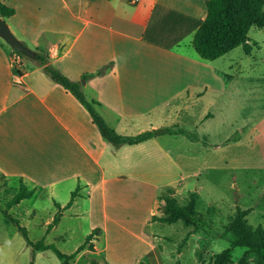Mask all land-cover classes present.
I'll use <instances>...</instances> for the list:
<instances>
[{
    "label": "crops",
    "instance_id": "obj_1",
    "mask_svg": "<svg viewBox=\"0 0 264 264\" xmlns=\"http://www.w3.org/2000/svg\"><path fill=\"white\" fill-rule=\"evenodd\" d=\"M4 1L16 9L6 18L14 33L72 79L82 81L112 63L105 74L82 84L119 133L136 135L162 126L185 132L117 146L44 65L21 56L18 68L13 46L0 36V176L23 179L34 195L44 192L51 199L55 209L45 226L63 208L48 232L68 215L84 212L93 229L103 227L95 246L111 264L160 259L165 241L149 225L161 222L153 219L163 214L161 195L177 187L184 164L196 158V143L213 150L212 142L209 146L195 134L190 107L210 104L214 93L224 91L227 73L216 64L223 56L203 58L193 45L208 14L207 1ZM210 115L204 111L201 121ZM81 199L89 201L82 211Z\"/></svg>",
    "mask_w": 264,
    "mask_h": 264
},
{
    "label": "rangeland",
    "instance_id": "obj_2",
    "mask_svg": "<svg viewBox=\"0 0 264 264\" xmlns=\"http://www.w3.org/2000/svg\"><path fill=\"white\" fill-rule=\"evenodd\" d=\"M249 36L253 46L251 53L242 44L216 62L227 73L223 93H214L210 104L198 102L190 107V121L198 125L195 134L207 139L209 146L212 142L213 150L206 149V145L198 147L196 143L192 147L199 148L196 158L183 163L181 181L177 187L165 191L177 197L181 204H189L192 194L196 193V208L204 213L208 224L196 230L182 220L149 225V230L160 237L162 243L165 241V246L162 257L147 260V264H212L216 253L231 246L232 234L226 233L225 225L237 205L252 207L248 221L254 226H264V27L253 25ZM206 110L211 115L201 117V121L200 116ZM20 185L21 181L10 182L0 176V264H29L32 257V247L19 227L7 221L3 211ZM81 203V211L89 207L88 199H81ZM54 206L43 192L24 199L9 212L20 218L34 241L44 238L46 243H55L63 252L71 254L92 232L93 220L84 212L78 216L68 215L48 232L45 223ZM33 207L38 209L36 214L30 211ZM162 208L161 205L160 212ZM189 231L192 232L190 238L180 249ZM244 251L245 247H235L228 264H236ZM98 256L96 246L93 251L85 249L72 264H91ZM36 264L64 262L53 249H47L39 252ZM124 264L141 263L131 258L124 260ZM251 264L258 263L252 259Z\"/></svg>",
    "mask_w": 264,
    "mask_h": 264
},
{
    "label": "trees",
    "instance_id": "obj_3",
    "mask_svg": "<svg viewBox=\"0 0 264 264\" xmlns=\"http://www.w3.org/2000/svg\"><path fill=\"white\" fill-rule=\"evenodd\" d=\"M208 14L202 24L196 31L193 38V45L197 52L206 59L214 60L226 55L233 49L244 44L248 53L252 52V44H250L249 31L253 25L264 27V0H206ZM16 9L7 4L4 0H0V17L9 18L14 15ZM255 45L257 42L255 41ZM37 56L34 58L39 64L45 66V70L52 78L65 86L69 91L73 92L77 98L90 111L94 122L99 126L103 136L116 144L117 146L129 143L136 144L153 138L163 133H184L183 128H175L172 126H162L156 129L143 131L136 135H123L113 128L98 111V101L90 100L83 90V84L80 80H74L58 67L50 62V57L46 53L36 51ZM14 53L21 56H27L25 53L14 49ZM29 57V56H27ZM18 63L17 67L20 68ZM112 66V63L106 64L96 72L86 74L83 79L87 80L92 76L103 75ZM79 187L73 191L72 198L65 206L69 207L75 197L78 195ZM35 193L34 188H29L28 185L21 179V185L14 195L9 200L7 207L3 209L8 222H13L19 227L23 233L25 240L32 247V257L29 264H36V251L53 249L64 264H72V260L85 249L94 250L97 240L103 234V227L96 226L90 232L86 240L71 254L63 252L55 243H46L44 238L34 241L30 235L28 228L21 223L19 217L12 215L9 208L20 203L23 199L30 198ZM164 200L162 204V215L155 214L154 220L161 222L174 223L182 220L186 225L194 226V229L201 228L208 224L204 213L196 208L197 194L193 193L189 204H181L177 197L170 193L161 195ZM57 205L61 204L57 202ZM252 207L243 208L237 205L235 212L230 216L229 222L225 225L226 233H231V246L216 253L212 264H228L233 257V250L237 246L245 247L243 255L236 264H251L253 259L258 264H264V226H254L248 221V215L252 211ZM63 208L59 209L53 221L48 226L50 231L61 219ZM189 231L184 238L180 249L189 240ZM91 264H111L109 260L100 255L92 259Z\"/></svg>",
    "mask_w": 264,
    "mask_h": 264
},
{
    "label": "water",
    "instance_id": "obj_4",
    "mask_svg": "<svg viewBox=\"0 0 264 264\" xmlns=\"http://www.w3.org/2000/svg\"><path fill=\"white\" fill-rule=\"evenodd\" d=\"M0 36L6 39L14 49L25 53L27 56L35 58L37 56L36 50L29 47L23 40H21L12 30L8 21L0 17ZM86 80L82 79V83H85Z\"/></svg>",
    "mask_w": 264,
    "mask_h": 264
},
{
    "label": "built area",
    "instance_id": "obj_5",
    "mask_svg": "<svg viewBox=\"0 0 264 264\" xmlns=\"http://www.w3.org/2000/svg\"><path fill=\"white\" fill-rule=\"evenodd\" d=\"M14 56H15V61H16V63L18 64V63L20 62V60H21V55L15 53Z\"/></svg>",
    "mask_w": 264,
    "mask_h": 264
}]
</instances>
